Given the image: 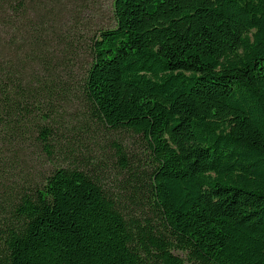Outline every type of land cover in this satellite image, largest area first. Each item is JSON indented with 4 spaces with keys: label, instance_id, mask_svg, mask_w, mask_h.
Here are the masks:
<instances>
[{
    "label": "trees",
    "instance_id": "16d2710c",
    "mask_svg": "<svg viewBox=\"0 0 264 264\" xmlns=\"http://www.w3.org/2000/svg\"><path fill=\"white\" fill-rule=\"evenodd\" d=\"M44 9L0 0V264H264V0H114L84 62ZM75 105L137 140L116 184Z\"/></svg>",
    "mask_w": 264,
    "mask_h": 264
},
{
    "label": "rangeland",
    "instance_id": "374dc122",
    "mask_svg": "<svg viewBox=\"0 0 264 264\" xmlns=\"http://www.w3.org/2000/svg\"><path fill=\"white\" fill-rule=\"evenodd\" d=\"M51 15L53 22L76 29L78 47L82 61L88 54L92 37L101 30L115 27L114 0H41ZM67 113L73 118H82L76 122L70 132L74 141L73 149L77 156L72 162L80 166L91 165L97 178L106 186L121 180L122 162L117 158L118 145L123 149H133L137 140L131 133H114L96 122L87 120L81 114L80 107L75 105ZM69 134V133H68ZM88 167V166H84Z\"/></svg>",
    "mask_w": 264,
    "mask_h": 264
}]
</instances>
